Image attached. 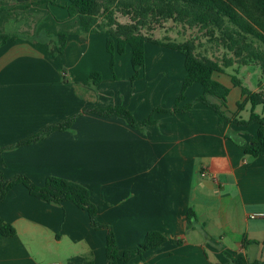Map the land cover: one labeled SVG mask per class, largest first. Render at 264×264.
<instances>
[{
	"label": "crops",
	"instance_id": "obj_1",
	"mask_svg": "<svg viewBox=\"0 0 264 264\" xmlns=\"http://www.w3.org/2000/svg\"><path fill=\"white\" fill-rule=\"evenodd\" d=\"M66 6L67 0H0V34L12 37L0 45V147L79 115L70 130L1 153L5 178L24 174L42 186L59 177L84 185L121 253L150 231L184 239L182 246L168 241L128 264H231L224 251L264 261V153L252 158L233 142L250 144L258 126L220 124L202 104L156 114L157 124L144 131L119 117L83 114L125 106L143 120L154 108L173 109L185 57L147 43L145 67L131 82V48L116 56L113 73L107 35L85 36ZM61 33L68 35L63 54L54 38ZM94 72L101 73V84L85 85ZM232 75L227 68L214 79L230 90L228 116L247 121L252 105ZM257 89L252 92L263 91ZM202 93L193 85L185 102ZM254 111L264 116V105ZM190 208L198 221L187 231ZM0 218L16 230L13 237L0 234V264H107V230H95L88 213L70 201L48 204L17 185L0 203Z\"/></svg>",
	"mask_w": 264,
	"mask_h": 264
},
{
	"label": "trees",
	"instance_id": "obj_2",
	"mask_svg": "<svg viewBox=\"0 0 264 264\" xmlns=\"http://www.w3.org/2000/svg\"><path fill=\"white\" fill-rule=\"evenodd\" d=\"M66 9L71 18L79 19L81 31L85 36L107 35L106 49L111 55L110 67L113 73L116 56L125 54L127 47L131 48V64L134 71L131 82L139 78L140 70L145 67L147 43L179 52L185 57L186 76L173 109L154 108L143 120L136 119L132 111L125 106L88 108L83 111V114H95L104 118L119 117L132 128L144 131L146 127L157 124L156 114L184 113L192 111L195 105L202 104L218 115L220 124L227 122L230 126L238 127L257 125L256 137L250 144L243 145L234 139L233 142L244 146L245 154L252 158H258L264 153V117L254 113L256 106L264 105V91H249L241 86L235 76H232L233 84L241 87L242 95L246 96V101L252 105L250 119L238 120L228 116L229 88L214 79V74L223 73L225 69L234 64H257L264 76V0H67ZM2 10L4 9L0 8V11ZM117 14L129 18V22H120ZM167 21L205 30L212 39L216 38L231 52L232 56L224 58L223 61L215 60L197 53V44L193 39L180 43L172 40L161 41L145 33V30L154 31L155 27ZM216 33H219L218 37ZM11 38L9 35L0 34V45L5 44ZM54 38H56L57 53L63 54L68 35L61 33ZM101 82V73L94 72L85 85L96 87ZM195 84L202 86L203 93L193 101L185 102L186 91ZM238 107L239 110H243L245 102L239 103ZM78 117L79 115H76L64 122L50 125L15 145L0 147V154L41 142L53 132L70 130ZM227 138L230 139L228 135ZM17 185H23L31 196L45 203L61 204L70 201L79 209L86 211L91 226L95 230H107V264H118L119 261L128 264L133 259L143 257L146 252L157 249L168 241L178 246L184 244L183 238L164 235L159 231H150L136 248L121 253L113 228L98 220V208L91 201L90 190L84 185L64 178L48 177L45 184L39 186L24 174H17L6 179L0 169V203ZM197 221L195 211L190 208L187 212L186 230H194ZM0 234L13 237L16 235V230L13 225L0 218ZM210 242L217 244L213 239H210ZM244 242L246 245V241ZM223 253L231 264H264V261H250L244 256L238 257L227 251Z\"/></svg>",
	"mask_w": 264,
	"mask_h": 264
},
{
	"label": "rangeland",
	"instance_id": "obj_3",
	"mask_svg": "<svg viewBox=\"0 0 264 264\" xmlns=\"http://www.w3.org/2000/svg\"><path fill=\"white\" fill-rule=\"evenodd\" d=\"M117 19L122 23L129 22V18L123 17L120 14H117ZM145 33L161 41L172 40L180 43L193 39L197 44V53L215 60L223 61L224 58L232 56V53L223 47L216 38L212 39L205 30H201L197 27L189 28L183 24L167 21L163 22L161 26L155 27L154 31L147 32L145 30ZM218 36L219 33H216V37ZM228 72L239 80L243 88L249 91L262 88L264 91V76L261 68L257 64L247 66L238 64L234 66V69L228 68ZM254 113L257 114L255 111Z\"/></svg>",
	"mask_w": 264,
	"mask_h": 264
},
{
	"label": "built area",
	"instance_id": "obj_4",
	"mask_svg": "<svg viewBox=\"0 0 264 264\" xmlns=\"http://www.w3.org/2000/svg\"><path fill=\"white\" fill-rule=\"evenodd\" d=\"M201 175H202L203 177H206V176H208V173H207V172H203ZM260 216H262V215L253 214V215L251 216V218H257V217H260Z\"/></svg>",
	"mask_w": 264,
	"mask_h": 264
}]
</instances>
